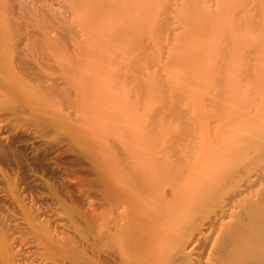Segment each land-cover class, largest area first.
Here are the masks:
<instances>
[{"label": "bare ground", "instance_id": "6f19581e", "mask_svg": "<svg viewBox=\"0 0 264 264\" xmlns=\"http://www.w3.org/2000/svg\"><path fill=\"white\" fill-rule=\"evenodd\" d=\"M68 1L0 0V264H264L262 38L248 46V29L264 37V0H180L177 17L164 11L169 0L154 11V35L180 30L169 44L181 48V65L202 54L194 47L184 55L187 33L199 37L212 27L217 38L208 69L217 88L199 93L205 113L197 112L199 96L194 105L187 99L192 116L177 96L158 106L145 96L137 69L160 67L151 48L123 69L104 50L77 46L81 23L69 17L86 0ZM130 1L85 4L106 26L108 10L113 17L125 5L133 10ZM250 78L256 83L243 90ZM179 84L172 85L178 94Z\"/></svg>", "mask_w": 264, "mask_h": 264}, {"label": "rangeland", "instance_id": "374dc122", "mask_svg": "<svg viewBox=\"0 0 264 264\" xmlns=\"http://www.w3.org/2000/svg\"><path fill=\"white\" fill-rule=\"evenodd\" d=\"M64 1V2H63ZM65 1H67V2H69L68 0H62V5L65 3ZM87 1V3H93V2H97V3H100V2H102L103 0H86ZM86 1H85V3H86ZM89 1V2H88ZM120 1V0H119ZM122 1V0H121ZM130 1V0H129ZM133 1V2H132ZM139 1H143V0H139ZM151 1V2H150ZM146 0V4L145 5H141L142 3L144 4V2H141L139 5H141L140 6V8H138L137 7V2H138V0L136 1V3H135V0H131L130 2H129V5H136L135 6V8H133V6L131 7L133 10H131L130 9V7H128L127 8V6L125 5V9L123 10V12L121 13V14H119V15H117L118 16V18H120V19H118V18H116L117 16H114L116 19H117V21L116 20H114L115 18L113 17V8L112 9H109L108 10V17H106V15H105V21L106 20H108V23H107V25L106 26H103V21H100L98 18H97V16H96V14L94 15L93 13H90L89 12V7L87 6V4H85V3H81V4H83V6L81 5H79V6H77V7H75L74 8V10H73V12H72V16L71 17H69V18H71V20L73 21V19H72V17L74 16V18H76L74 21H77V23L76 24H80L81 26H80V28L81 29H83L84 31H85V33H84V31L82 30L81 31V29H79V30H77V33H78V31H80L79 33L80 34H84V35H79L78 37H77V35L79 34H77L76 35V38H77V42H78V44L79 45H77V46H80V47H84V48H90V49H92V50H94L95 48H96V52H100L101 53V51H105V55L104 54H102L101 53V55H104L103 57H104V59L107 61V62H111V64H113L114 65V67H116V68H120L119 67V65L121 66L122 65V67H123V69H124V66L126 65L125 63H129V60L131 59L132 60V58H129V57H133V60L135 59V58H137L136 56H140V54H143V53H139L141 50L142 51H146V50H148V49H152V53L155 55H157V62H158V66H160V67H157L158 69H160V70H162V69H164V71L162 70V72H161V76L159 77V76H157V72L156 71H158V70H156L155 71V69H157V68H155V67H153V68H155V69H153V71H151V73H150V71H149V67L151 66H149L147 63H145V62H143V64H141V66H142V68H143V70H142V68H141V66L138 64L137 66H140V70H139V67H138V69H137V66H136V68H134V71H135V69H137L138 70V72L140 73H138V75H141L142 77H140L139 76V78L141 79V80H139V82L140 81H142V80H144V82L146 83L147 82V84H148V88H147V90L145 89V87H144V94H146L145 96H147V98H153V101H154V103L157 105V103L159 102V100H161V98H162V100L164 99V100H166V99H171L170 97L172 96V95H174V97L175 96H177L178 98H180L181 100L183 99V102L182 103H184L183 105H181V104H179V105H181L182 107L183 106H188V109H189V107H190V109H191V105L193 104H195L196 102H197V100L196 99H198V97L197 96H199L200 94H201V92H203V93H205V91L207 90V92L206 93H208V91H212V90H214V88L217 86H215V82H214V77L211 75V71H209L212 67L214 68V65H212V64H214L213 62H214V60H213V58H215V57H213L214 56V53H213V50H211V45H212V47L216 44V43H214L215 41H216V37H213V30H212V27H209V29L207 30L206 29V32L201 36V35H199V37H198V35H196L195 33L194 34H190V33H187L188 34V37H190L191 35V39H193L194 40V42H193V40L191 41V39H189V41H188V37H187V34H186V36L184 37V39H183V42H185V44H186V46L184 45V44H180L181 46L183 45V46H185V48H183V46H182V48L184 49V55H187V53H193V48L195 47L196 48V50H194V53H202L201 54V57H197L198 58V60H197V58L195 59H193L192 60V63L190 64V66H188V65H186V64H182L181 65V63H179V59H181L180 57H182L181 56V54L179 53V52H181V48L179 49V46H178V48L177 47H173V46H171L170 44H169V41H171V42H173V44L176 42L175 40L176 39H172V37L173 38H176V34L175 35H171V34H173V33H177L178 31H180V30H172V32L173 33H171L170 31H168V30H166V29H163V30H165V31H160L161 33H159V32H156L155 31V33L158 35V37L156 38L155 36H157L156 34L154 35V30H155V25H154V23L151 21L152 20V17H153V15L156 13V15H158L159 13H161V11H163L164 10V8L166 7V4H168L169 2H170V4H171V2L173 1V0H165L166 2H164V0H160V1H157V2H154V3H157V5H159V6H155V4L153 3V1H155V0ZM169 1V2H168ZM176 3V6H175V8L172 6L173 5V3ZM178 2H180V0H174L173 1V3H172V5H167V10L165 9L164 11H165V13H166V11H168V12H171V13H173V15L175 16V17H177V10H178V8H176L177 7V5H179L180 3H178ZM131 3V4H130ZM133 3V4H132ZM165 3V5H163ZM174 3V4H175ZM148 4V5H147ZM149 4H152L150 7L153 9V10H151V11H153L152 12V15H150V13H151V11L149 10L150 8H149ZM162 4V5H161ZM65 5V4H64ZM138 5V6H139ZM156 7H154V6ZM142 6H144L145 8H146V10L145 11H142V10H144V7H143V9L141 8ZM168 6H172L171 7V9H169V7ZM66 7V6H65ZM82 7V8H81ZM164 7V8H163ZM80 8V9H79ZM137 8V9H136ZM174 8V10L176 9V11L174 12V10H172ZM63 10L65 9V8H62ZM84 9V10H83ZM127 9V10H126ZM136 9V10H135ZM65 10H67V9H65ZM86 10V11H85ZM125 10L127 11V13L125 12ZM134 10H135V12H134ZM142 11V15H140L141 14V11ZM129 11V12H128ZM139 11V12H138ZM148 11V12H147ZM154 11H155V13H154ZM157 11V12H156ZM88 13V14H86V13ZM132 12H134L135 13V15H130ZM74 13V14H73ZM126 13V14H125ZM134 13H132V14H134ZM137 13H139L138 15H137ZM71 14V13H70ZM125 14V15H124ZM164 14V13H163ZM162 14V15H163ZM168 14V13H167ZM91 15V16H90ZM110 15H111V17H110ZM127 15H128V17H130V19L132 20L133 19V21L131 22V23H133V25H131L130 24V20H129V18L127 17ZM156 15H154V16H156ZM165 15V14H164ZM169 15V14H168ZM171 15V14H170ZM169 15V16H170ZM217 15V14H216ZM202 16V15H201ZM124 17H125V19H124ZM161 17H163V16H161ZM198 19H200L199 17H200V15L199 16H196ZM196 17H194V18H196ZM203 18H204V16H202ZM114 18V19H113ZM127 18H128V21H127ZM137 18V19H136ZM139 18H141L140 19V21H138L139 20ZM143 18L146 20V21H144L143 20ZM170 18V17H169ZM202 18V19H203ZM172 19V18H171ZM92 20V21H91ZM113 20H114V22L115 23H113ZM124 20H126V21H124ZM144 22H147L146 24H144V25H142L143 24V21ZM172 20H175V19H172ZM171 20V22L172 23H175V21H172ZM195 20H197V19H195ZM73 21V22H74ZM121 21V22H120ZM122 21H123V24L126 22L127 23V27H129L128 25H131L129 28H125L126 26V23L123 25V24H121L122 23ZM198 21V20H197ZM111 23V24H110ZM142 23V24H141ZM114 24V25H113ZM123 25V26H120V25ZM151 24V25H150ZM102 25V26H101ZM109 25H111L110 27H109ZM120 26V27H118L117 28V26ZM139 26V27H137V26ZM101 26V27H100ZM176 26H178V24L177 23H175V25H174V27H176ZM108 27V28H107ZM136 27V28H135ZM93 28V29H92ZM115 28H117V29H115ZM122 29V32H121V30L120 29ZM123 28H125V29H123ZM178 28V27H177ZM211 28V29H210ZM263 28H264V25H263ZM127 29V30H126ZM147 29V30H146ZM97 30V31H96ZM112 30V31H111ZM115 30V31H114ZM116 30H117V32L118 33H122L120 36H118L119 34L117 33L116 34ZM118 30H120V31H118ZM123 30H124V33H123ZM138 30V31H137ZM141 30H143V31H148V32H146L145 31V34L148 36L149 35V38H147L146 39V35L144 34V32L142 31L141 32ZM249 30H251V32H253V33H249V34H252V35H249L248 34V38H249V36H250V39H248V46H250L252 43H254L255 44V42H257V41H259L261 38H262V41H263V46H264V37H262L263 35L262 34H260V32H258V34H257V30L256 29H252V28H250V29H248V32H249ZM103 31V32H102ZM108 31V32H107ZM152 31V32H151ZM254 31H256V33L254 32ZM83 32V33H82ZM96 33V34H94V33ZM98 32V33H97ZM111 32V33H110ZM114 32V33H113ZM126 32V33H125ZM129 32V33H128ZM137 32V33H136ZM164 32H166V33H164ZM170 32V33H169ZM264 32V31H263ZM108 33H110V34H108ZM141 33V34H140ZM148 33V34H147ZM160 35H162V34H166V35H162L163 37H165V38H163L162 36H159V34ZM112 34H116L119 38H118V40H116L117 39V37H116V35L114 36L113 35V37L114 38H112ZM131 34H133V35H131ZM143 34V35H142ZM168 34H170L171 35V39L169 38L170 37V35H168ZM207 34V35H206ZM215 34H216V32H215ZM253 34H255V35H253ZM101 35H102V37H101ZM106 35V36H105ZM136 35V36H135ZM205 35V36H204ZM80 36L81 37H83L82 39L80 38ZM109 36H110V38H109ZM141 36H143L142 38H144V42H141L140 41V39L138 40V38H140ZM145 36V37H144ZM201 36V37H200ZM254 36H255V38H254ZM91 37V38H90ZM105 37V38H104ZM123 37V38H122ZM125 37H127L126 39H125ZM138 37V38H137ZM204 37V38H203ZM81 40H83L84 39V41H85V43H84V45L86 46H83V44H82V42L83 41H81ZM107 38V39H106ZM116 38V39H115ZM131 38V39H130ZM161 38H163V39H161ZM169 38V39H168ZM199 38H200V41H201V43L199 42ZM204 40H203V39ZM251 38H253V39H251ZM111 41H110V40ZM114 39V40H113ZM121 39V40H120ZM124 39V40H123ZM130 39V40H129ZM137 39V41L138 42H135V40ZM151 39H152V41H151ZM166 40L167 39V41H163V42H160V41H158V40ZM202 39V40H201ZM116 40V41H115ZM131 40L133 41L134 40V42H131ZM215 40V41H214ZM121 41H123V42H121ZM146 41H148L149 42V44H146ZM150 41L152 42V44L150 43ZM196 41V42H195ZM206 41V42H205ZM106 42H107V44H106ZM110 42H111V44H110ZM126 42V43H125ZM130 42H131V45H130ZM147 42V43H148ZM187 42V43H186ZM190 42V43H189ZM109 43V44H108ZM113 43H114V45H113ZM118 43V44H117ZM125 43V44H124ZM154 43V44H153ZM160 45H159V44ZM195 43V44H194ZM199 43V44H198ZM212 43H214V44H212ZM206 44V45H205ZM109 45H111V47L109 46ZM130 45V46H129ZM158 47H156V46ZM169 45V46H168ZM189 45V46H188ZM191 45H192V48H190L191 47ZM194 45H196V46H194ZM200 45V46H199ZM92 46H94L93 48H92ZM114 46H116V47H114ZM160 46L163 48H160ZM180 46V47H181ZM109 47V48H108ZM114 47V48H113ZM167 47V48H166ZM172 49H171V48ZM203 47H205L206 49H204ZM103 48V49H102ZM117 48V50H114V49H116ZM128 48V49H127ZM156 48L158 49L157 50V52H153L154 50L156 51ZM165 48V49H164ZM173 48H175V50L173 49ZM198 48V49H197ZM210 48V49H209ZM111 49H113L112 51H111ZM126 49V50H125ZM166 49H168L169 51L170 50H172V53H174L175 54V51H176V53H177V55L175 54V58H174V61H167V58H166V60H161V59H164L165 58V56L167 55V52H168V50H166ZM192 49V50H191ZM119 50H124V52L122 51L121 52V54L119 53ZM128 50H129V52H130V50H133V51H131V53H129L128 52ZM197 50H199V51H197ZM209 50H210V53H209ZM95 51V50H94ZM103 51V52H104ZM110 51V52H109ZM125 51H127V52H125ZM139 51V52H138ZM159 51H160V53H159ZM166 52V53H164V52ZM174 51V52H173ZM179 51V52H178ZM189 51H191V52H189ZM197 51V52H196ZM111 52H112V54H114V55H112L111 54ZM118 52V54H116V53ZM182 52H183V50H182ZM129 53V54H128ZM139 53V54H138ZM166 54V55H164V54ZM212 53V54H211ZM116 54V55H115ZM127 54V55H126ZM153 54H151V55H153ZM178 54H180V55H178ZM207 54V55H206ZM117 55H119L118 57H117ZM164 55V56H163ZM183 55V54H182ZM213 55V56H212ZM107 56V57H106ZM110 56V57H109ZM112 56H114V57H112ZM116 56V57H115ZM138 56V57H139ZM143 56V55H142ZM180 56V57H179ZM203 56H204V58H203ZM210 56H211V58H210ZM112 57V58H111ZM128 57V58H127ZM164 57V58H163ZM178 57H179V59H178ZM109 58V59H108ZM114 58H115V60H114ZM151 58H152V56H151ZM161 58V59H160ZM108 59V60H107ZM118 59V60H117ZM121 59V60H120ZM154 59V58H153ZM176 59L178 60L177 62H178V64L176 63ZM183 59H184V56H183ZM207 59V60H206ZM209 59H211L209 62H211L212 61V63L210 64L209 62H208V60ZM114 60V61H113ZM169 60V59H168ZM173 60V59H172ZM160 61H161V63H160ZM165 61V62H164ZM112 62H116V64H114V63H112ZM119 62V63H118ZM181 62L183 63V60H181ZM117 63H118V65H117ZM130 63H131V61H130ZM142 63V62H141ZM145 63V64H144ZM172 63V64H171ZM198 63V64H197ZM110 64V63H109ZM125 64V65H124ZM166 64H167V66H166ZM181 66H180V65ZM210 64V65H209ZM131 65V64H130ZM173 65V66H172ZM179 65V67H184V68H186V71H185V69L183 68L182 70V72H180V70H181V68L179 69L178 67L176 68V66H178ZM255 65V64H254ZM135 66V65H134ZM164 66V67H163ZM197 66H199V68L197 67ZM202 66V67H201ZM210 66V67H209ZM256 66V65H255ZM146 67V68H145ZM190 67V68H189ZM207 67V68H206ZM209 67V68H208ZM151 68V67H150ZM166 68H168V69H166ZM152 69V68H151ZM198 69V70H197ZM209 69V70H208ZM145 70V71H144ZM159 70V71H160ZM171 70V71H170ZM205 70H208L210 73H209V75H210V77H208V78H205V77H203V79L202 78H199L200 76H203L204 74V71ZM212 70V69H211ZM141 71V72H140ZM143 71V72H142ZM158 71V72H159ZM189 71H191V72H189ZM196 71H198L197 72V74H196ZM135 72H137V71H135ZM154 72H156V73H154ZM167 72V73H166ZM178 72V73H177ZM193 72V73H192ZM203 72V73H202ZM142 73H145L144 75H142ZM149 73V74H148ZM160 73V72H159ZM147 74V75H146ZM162 74H165L166 76H167V74H168V76H167V78H166V76L165 75H163V76H165V78L164 77H162ZM178 76H177V75ZM184 74V75H183ZM191 74V75H190ZM146 75V77H144ZM159 75V74H158ZM208 75V74H207ZM182 76H184V77H182ZM198 76V77H197ZM212 76V77H211ZM151 77V78H150ZM160 78V79H158L159 81L157 82L156 81V78ZM170 79H169V78ZM175 77H177V78H175ZM180 77V78H179ZM181 77H182V79H181ZM253 77V76H252ZM150 78V79H149ZM161 78H163V79H161ZM179 78V79H178ZM197 78H199V80H197ZM205 78V79H204ZM254 78V77H253ZM147 81H146V80ZM165 79V80H164ZM175 79H176V81H175ZM183 80V79H185V80H183V81H185V83L187 84L188 83V80H189V85H185V84H182L183 86L180 88V84L179 83H182V82H179V80ZM201 79V80H200ZM251 80V82L249 81V79H248V81H249V84H246L247 82H243L244 84H246L245 86H243V90L244 89H249V87L251 86V83L253 84V82L254 81H256V79L254 80H252V78H250ZM162 80V81H161ZM168 80H169V82L170 83H168ZM150 81V82H149ZM165 81H167V82H165ZM253 81V82H252ZM152 82V83H151ZM154 82L156 83V85H153L154 84ZM177 82V83H176ZM179 82V83H178ZM190 82H192V83H190ZM194 82H196V83H194ZM198 82V83H197ZM143 83V82H142ZM151 83V84H150ZM168 83V84H167ZM171 83H173V84H171ZM212 83H213V85H212ZM217 83H219L220 84V82H217ZM243 83H241L240 84V87H241V89H242V85H243ZM254 83H256V82H254ZM147 84H145L146 86H147ZM166 84L168 85V86H171L172 87V85H178L179 84V88H180V90L182 91V90H184V92H182V94H181V91H179L180 93L178 94V92H176V89H175V87L173 86L172 87V89L170 88L169 89V87L168 86H166ZM197 84V87L198 88H196V85ZM163 85V87H161ZM184 85L186 86L185 88H183L184 87ZM203 85V86H202ZM250 85V86H249ZM155 86H159V87H161V89H164L163 90V93H162V90H158L157 89V87H155ZM212 88H211V87ZM247 86H249V87H247ZM254 86V85H253ZM194 87V88H193ZM206 87V88H205ZM214 87V88H213ZM244 87H246V88H244ZM155 88V89H154ZM178 88V89H179ZM217 88V87H216ZM224 88V87H223ZM251 88H252V86H251ZM152 89V90H151ZM157 89V90H156ZM170 90V92L171 93H169L170 94V96H169V94H168V90ZM174 89V92L172 91ZM194 89V90H193ZM197 89H198V92H197ZM200 89H202V90H200ZM222 88L221 87H219V90H221ZM218 90V91H219ZM159 91V92H158ZM165 91H167V92H165ZM197 92L196 94H194L195 92ZM250 90H248V92H249ZM263 91H264V89H263ZM154 92H156V93H154ZM177 93L178 95H180V96H178V95H176V94H173V93ZM214 92H216V90L214 91ZM166 93V94H165ZM200 93V94H199ZM203 93H202V95H203ZM206 93H205V95H206ZM250 93V92H249ZM160 94H161V97H160ZM162 94H164V96L162 95ZM190 94V95H189ZM212 94V93H211ZM168 95V96H167ZM187 95V96H186ZM202 95H201V97L199 96V100H200V103L199 102H197V104H196V107L198 108V110H197V112H198V114H202V113H205V112H203V108H202V101H203V104L205 103V100H204V97H202ZM209 94H207V96H208ZM252 95V94H251ZM157 97V99L155 98V97ZM159 97V98H158ZM167 97V98H166ZM169 97V98H168ZM173 97V96H172ZM187 97V98H186ZM253 97V95L252 96H249V98H248V100L250 99L251 100V98ZM186 98V99H185ZM200 98H202V99H200ZM254 98V97H253ZM177 99V98H176ZM189 101H191V105L190 104H188L187 102H188V100ZM195 99V100H194ZM160 101V104L163 102V101ZM180 100V101H181ZM187 100V101H186ZM193 100H194V102H193ZM198 100V101H199ZM177 103H179V99H177ZM196 101V102H195ZM208 101V100H207ZM250 101H248V103H249ZM201 104V105H200ZM207 104H208V102H207ZM207 104H206V106H207ZM249 104H252V103H249ZM158 106V105H157ZM180 106V107H181ZM205 106V105H204ZM251 106V105H250ZM181 107V108H182ZM200 107V108H199ZM253 107V109H255V107L254 106H252ZM263 107V106H262ZM262 107H260V108H262ZM205 108V107H204ZM207 108V107H206ZM209 108V107H208ZM206 109V111L207 110H209L210 111V108L209 109ZM248 108H249V105H248ZM251 108V107H250ZM190 109H189V111H190ZM192 109H193V107H192ZM263 109V108H262ZM182 110H183V112L185 111V110H187V109H183L182 108ZM251 110V109H250ZM249 110V111H250ZM208 111V112H209ZM248 111V112H249ZM252 111V110H251ZM250 111V112H251ZM255 111V110H254ZM262 110H260V112H261ZM172 111H169L168 110V113L170 114ZM187 113H188V110H187ZM254 113V112H253ZM191 116L192 115H194L195 113H193L192 111H190V113H189ZM250 114V113H249ZM248 114V115H249ZM211 115L213 116V114L211 113ZM252 115V114H251ZM261 115H262V112H261ZM169 116V115H168ZM259 116V115H258ZM252 117H253V115H252ZM260 117V116H259ZM168 118H171L170 116L168 117ZM171 119H173V118H171ZM174 119H177V118H174ZM256 119H257V117H256ZM168 120V119H167ZM173 121L175 122V121H178V120H172V123H173ZM257 121V120H256ZM178 122H176V124H177ZM255 123V122H254ZM168 124L169 125H171V121H169L168 122ZM167 124V125H168ZM175 124V123H174ZM253 124V123H252ZM172 126V125H171ZM176 126V125H175ZM174 125H173V127H175ZM31 259V258H30Z\"/></svg>", "mask_w": 264, "mask_h": 264}]
</instances>
